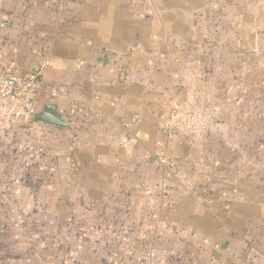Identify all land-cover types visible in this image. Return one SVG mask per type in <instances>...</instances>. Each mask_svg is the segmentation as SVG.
Returning a JSON list of instances; mask_svg holds the SVG:
<instances>
[{
	"label": "rangeland",
	"instance_id": "374dc122",
	"mask_svg": "<svg viewBox=\"0 0 264 264\" xmlns=\"http://www.w3.org/2000/svg\"><path fill=\"white\" fill-rule=\"evenodd\" d=\"M39 1L77 23L80 33L99 22L103 31L114 26L127 35H156L165 62L174 63L178 83L172 89L182 98L191 95L190 109L214 112L212 129L195 141H207L210 161H231L232 176H253L249 190L260 195L264 0L26 2ZM22 3L0 0L8 15L21 13ZM154 40L144 41L151 46ZM43 128L35 122L0 137V264H258L245 261L252 254H232V233L248 244L261 237L254 233L245 240L247 223L233 216L210 172L193 174L189 184L182 181L186 172L167 181L160 168L153 174L148 167L142 173L126 166L118 173L87 161L74 175L65 159L71 153L61 150L56 160ZM204 188L214 191L197 198Z\"/></svg>",
	"mask_w": 264,
	"mask_h": 264
},
{
	"label": "crops",
	"instance_id": "0c3cea01",
	"mask_svg": "<svg viewBox=\"0 0 264 264\" xmlns=\"http://www.w3.org/2000/svg\"><path fill=\"white\" fill-rule=\"evenodd\" d=\"M26 1L19 7L21 13L13 15L4 14L0 6V66L11 73H28L45 59L51 61L43 74L38 108L55 105L70 125L59 128L37 123L48 133L52 156L59 161L61 150L70 152L72 156L65 159L74 175L87 161L111 165L118 173L127 166L139 172L148 167L154 174L158 163L146 153L161 150L170 155L175 167L172 172L160 171L164 180L182 179L186 172L182 181L191 184L193 174L200 172L199 178L210 172L213 181L220 182L218 187L222 186L219 193L230 201L233 216L247 223L245 240L254 233L261 237L260 242L248 244L232 233V254H252L245 261L264 264V190L252 195L249 187L253 176H232V162L224 158L210 161L207 141H195L200 135L178 136L159 128L160 117L168 113L173 102L184 103L187 108L194 104L191 95L182 98L172 89L178 83L172 78L176 75L174 63L169 66L165 62L166 52L154 40L157 36L127 35L113 30L114 26L112 31H103L99 22L92 31L80 33L75 28L77 23L58 17L43 1L35 6ZM148 39L154 40L151 46L144 41ZM77 152L81 156L77 157ZM214 188H204L206 194L201 191L197 198L209 197ZM232 198L239 201L232 203Z\"/></svg>",
	"mask_w": 264,
	"mask_h": 264
},
{
	"label": "built area",
	"instance_id": "2783aa9c",
	"mask_svg": "<svg viewBox=\"0 0 264 264\" xmlns=\"http://www.w3.org/2000/svg\"><path fill=\"white\" fill-rule=\"evenodd\" d=\"M51 67L45 59L40 66L28 73H11L0 66V137L21 125H29L38 113V99L44 88V71ZM214 112L210 108H186L173 102L168 113L159 119V128L164 133H189L202 135L212 129ZM124 144L128 140H123ZM163 171L172 172L175 167L163 151L147 152Z\"/></svg>",
	"mask_w": 264,
	"mask_h": 264
},
{
	"label": "water",
	"instance_id": "95a60500",
	"mask_svg": "<svg viewBox=\"0 0 264 264\" xmlns=\"http://www.w3.org/2000/svg\"><path fill=\"white\" fill-rule=\"evenodd\" d=\"M34 121L40 124H49L59 128H69L70 125L65 122L55 105H49L38 111L34 116Z\"/></svg>",
	"mask_w": 264,
	"mask_h": 264
}]
</instances>
